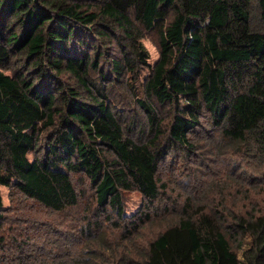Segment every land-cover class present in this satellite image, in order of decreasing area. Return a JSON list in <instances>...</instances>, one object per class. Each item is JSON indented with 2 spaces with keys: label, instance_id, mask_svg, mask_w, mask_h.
I'll return each mask as SVG.
<instances>
[{
  "label": "trees",
  "instance_id": "16d2710c",
  "mask_svg": "<svg viewBox=\"0 0 264 264\" xmlns=\"http://www.w3.org/2000/svg\"><path fill=\"white\" fill-rule=\"evenodd\" d=\"M153 32L160 56L151 64L143 39ZM141 67L150 72L148 101H137L152 121L145 140L108 94L125 82L134 96ZM205 118L223 146L257 154L264 170V0H0V187L63 213L79 206L75 180L86 178L87 227L100 228L101 217L125 215L124 193L151 204L165 194L160 167L195 152L191 136ZM192 200L140 264H264L263 210L225 224ZM3 205L0 189V220ZM31 237L40 241L29 246L34 258L18 264H84L58 260L61 245L47 233Z\"/></svg>",
  "mask_w": 264,
  "mask_h": 264
},
{
  "label": "rangeland",
  "instance_id": "374dc122",
  "mask_svg": "<svg viewBox=\"0 0 264 264\" xmlns=\"http://www.w3.org/2000/svg\"><path fill=\"white\" fill-rule=\"evenodd\" d=\"M157 41L154 32L147 33L143 39L150 53L151 64L160 56ZM115 50L119 57L121 50ZM103 66L105 70L111 71L106 62ZM137 73V79H141V82L133 85L134 96L125 88V82L113 85L108 94L113 110L122 115L126 123L135 125V138L141 136L145 140L152 136V121L137 101H148L141 83L150 72L146 67H141ZM113 75L112 79L115 77ZM165 110L160 108L156 117L162 121L163 131L170 118L168 110ZM46 133L43 131L40 136L42 142ZM219 138L213 125L205 118L202 126L191 136L195 152L183 155L176 152L168 156L160 167L159 177L167 186L165 194L151 204L145 202L136 191L124 193L125 215L119 218L114 213L110 220L101 217V227L92 225V231L87 227V217L93 219L92 211H89L94 209L93 192L86 178L78 176L79 180H75L81 193L79 206L63 213L46 209L1 186L4 217L0 220V264H18L22 255L25 260L33 259L29 246L40 243L31 237L37 232L47 233L49 242L57 246V241L61 245L58 260L76 257L84 264H140L149 242L177 220L181 206L189 197L193 199L192 207L201 206L206 212L223 215L225 224L233 222V215L257 208L264 211V170L260 157L246 151L237 152L229 145L225 147V142ZM251 242V237L243 241L238 251L239 257H242V252L249 248ZM67 245H71V249Z\"/></svg>",
  "mask_w": 264,
  "mask_h": 264
}]
</instances>
